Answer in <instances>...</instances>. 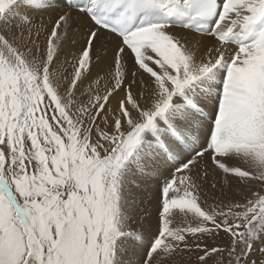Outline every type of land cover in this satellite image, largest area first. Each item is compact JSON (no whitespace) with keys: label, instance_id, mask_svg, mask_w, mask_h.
I'll return each instance as SVG.
<instances>
[{"label":"snow or ice","instance_id":"6c2138e0","mask_svg":"<svg viewBox=\"0 0 264 264\" xmlns=\"http://www.w3.org/2000/svg\"><path fill=\"white\" fill-rule=\"evenodd\" d=\"M0 264H264V0H0Z\"/></svg>","mask_w":264,"mask_h":264},{"label":"bare ground","instance_id":"6f19581e","mask_svg":"<svg viewBox=\"0 0 264 264\" xmlns=\"http://www.w3.org/2000/svg\"><path fill=\"white\" fill-rule=\"evenodd\" d=\"M218 179H221V178H218ZM145 207L147 208V210L149 211V212H152L153 213V224H154V206L153 205H145Z\"/></svg>","mask_w":264,"mask_h":264}]
</instances>
